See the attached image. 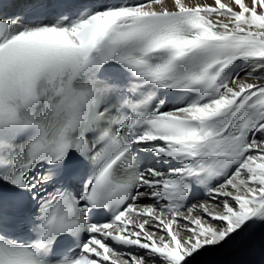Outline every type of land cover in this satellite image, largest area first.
Returning <instances> with one entry per match:
<instances>
[{"label":"snow or ice","instance_id":"obj_1","mask_svg":"<svg viewBox=\"0 0 264 264\" xmlns=\"http://www.w3.org/2000/svg\"><path fill=\"white\" fill-rule=\"evenodd\" d=\"M223 250L264 264V0H0V264Z\"/></svg>","mask_w":264,"mask_h":264},{"label":"bare ground","instance_id":"obj_2","mask_svg":"<svg viewBox=\"0 0 264 264\" xmlns=\"http://www.w3.org/2000/svg\"><path fill=\"white\" fill-rule=\"evenodd\" d=\"M254 257H249L252 259ZM208 264H228V262L233 259V251L232 250H223L220 252L209 254L205 257Z\"/></svg>","mask_w":264,"mask_h":264}]
</instances>
